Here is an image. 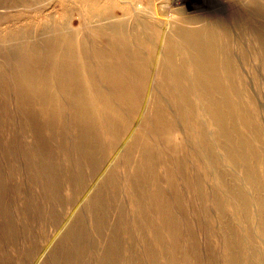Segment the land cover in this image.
<instances>
[{
	"label": "rangeland",
	"instance_id": "374dc122",
	"mask_svg": "<svg viewBox=\"0 0 264 264\" xmlns=\"http://www.w3.org/2000/svg\"><path fill=\"white\" fill-rule=\"evenodd\" d=\"M46 1L37 4L49 7L39 15L27 12L34 21L28 23L43 25L52 15L63 22V8ZM130 1L145 21L147 0ZM251 1L236 0L235 9L227 0H169L162 22L170 24L168 13L180 10L194 22L190 28L226 23L233 15L264 27V15L258 16ZM257 2L264 7V0ZM10 9L0 15L6 22L0 26V264H264V143L254 141L262 164L258 177L242 174L250 177L245 182L220 157L210 169L153 117L128 154L122 151L129 138L107 153L111 139L106 135L98 137L71 112L42 108V78L56 76L59 66H50L51 73L36 59L21 56L8 38L19 25L7 23L20 8ZM235 34L255 38L243 24ZM161 39L152 45L151 37H142L137 46L144 58L163 53ZM150 65L149 87L164 107L171 101L164 88L174 85ZM257 66L250 63L245 74L264 106V67ZM58 85L65 92V83ZM173 103L170 113L176 110ZM129 120L139 130L137 116ZM194 135L188 133V140Z\"/></svg>",
	"mask_w": 264,
	"mask_h": 264
},
{
	"label": "bare ground",
	"instance_id": "6f19581e",
	"mask_svg": "<svg viewBox=\"0 0 264 264\" xmlns=\"http://www.w3.org/2000/svg\"><path fill=\"white\" fill-rule=\"evenodd\" d=\"M42 1L46 0H0V15L10 8H20L13 18L5 20L19 25L8 38L13 39L23 58L36 59L51 73L50 66H59L56 76L48 74L42 78L39 102L43 109L51 105L55 113L71 112L79 123L96 131L98 137L106 135L111 139L107 153H115L116 145L129 138L122 151L124 155L132 149L131 143L144 137L142 129L153 117L167 134L196 150L198 160L209 168L220 157L241 182L250 178L241 177L244 172L258 177L262 159L254 141L264 143V106L261 99L254 97L256 91L246 74L250 63L264 67L262 25L250 26L254 19L233 15L227 17L226 23L219 20L190 28L187 25L192 20L180 10L170 11L167 18L171 23L163 25L162 16L169 0H147L146 8L143 6L148 13L145 21L137 18V4L130 0H50L46 5L58 3L63 8V22L54 21L51 14L43 25L28 23L34 21L27 12L36 16L42 13L46 6L37 7ZM227 1L238 8L239 1ZM257 1L251 2L256 5L258 16L264 15V7ZM133 11L136 14L131 18ZM131 19L136 20L135 24ZM4 23L0 22V26ZM242 24L255 34L252 41L235 34V28ZM146 36L153 39L152 45H156L157 37L162 38L165 50L154 59L144 58L137 46ZM152 63L174 85L164 88L171 98L164 107L161 96L149 87ZM50 78L58 83L53 86ZM59 82L67 86L65 92ZM172 101L176 110L170 113ZM131 116L139 119V130L132 128ZM191 131L195 138L190 141ZM192 143L198 147L190 146ZM237 192L245 202L241 190ZM261 239L264 242V234Z\"/></svg>",
	"mask_w": 264,
	"mask_h": 264
}]
</instances>
